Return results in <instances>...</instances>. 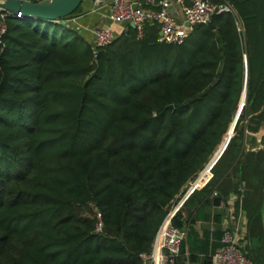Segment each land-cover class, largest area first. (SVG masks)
I'll return each mask as SVG.
<instances>
[{
    "label": "trees",
    "instance_id": "trees-1",
    "mask_svg": "<svg viewBox=\"0 0 264 264\" xmlns=\"http://www.w3.org/2000/svg\"><path fill=\"white\" fill-rule=\"evenodd\" d=\"M226 1L234 12L192 27L180 44L158 42L155 22L142 37L129 25L95 60L62 19L4 16L0 264H142L168 217L187 228L179 253L211 264L222 230L216 241L200 234L193 211L231 194L245 217L243 248L264 264V134L256 150L244 145L264 123V0ZM245 82L211 177L175 209L222 143Z\"/></svg>",
    "mask_w": 264,
    "mask_h": 264
},
{
    "label": "built area",
    "instance_id": "built-area-1",
    "mask_svg": "<svg viewBox=\"0 0 264 264\" xmlns=\"http://www.w3.org/2000/svg\"><path fill=\"white\" fill-rule=\"evenodd\" d=\"M226 11H234L233 6L226 0H111L107 18L112 22L132 23L138 37H142L146 24L155 22L158 25V42L180 44L187 38L192 26L208 24L214 14ZM5 15L6 12L0 13V37L6 29ZM113 37V31L108 26H97L94 29L91 44L92 60L96 59L97 47L107 45ZM211 175L210 172L208 178ZM192 190L193 188H190L189 193ZM182 201L175 209L182 204ZM220 204H223V201ZM90 205L97 215L94 231L99 232L102 230L101 213L97 206L92 203ZM240 235L239 220L222 229V245L213 252L212 264H253L243 248V243L240 242ZM186 236L187 228L172 225L168 217L162 224L151 250L139 254L141 263L176 264L181 243Z\"/></svg>",
    "mask_w": 264,
    "mask_h": 264
},
{
    "label": "crops",
    "instance_id": "crops-1",
    "mask_svg": "<svg viewBox=\"0 0 264 264\" xmlns=\"http://www.w3.org/2000/svg\"><path fill=\"white\" fill-rule=\"evenodd\" d=\"M110 1L111 0H100L96 2L95 0H82L81 3L78 5V7L74 10V12L69 16H67L64 19V21L75 31H77L81 35L83 40L89 43L90 45L92 44L94 38V29L97 26L110 27L114 34L113 38H115L118 35H120L126 29V27L130 25V23L123 21L112 22L107 18ZM206 168L203 171H201L199 176L194 181L195 183L201 177V174L206 170ZM208 179L209 178L204 180L201 185L199 186L197 185V187L201 188L207 182ZM194 182L192 181L189 184L187 190ZM235 199H236V194H231L228 198L223 200V204L220 203L217 204L213 201L212 196L208 197V200L203 204L200 211L198 212H195V210L193 211L194 214L199 216L193 222L192 226L200 234L204 230L208 231L211 234L210 239L212 241H216V238L212 236V233L215 230L217 229L222 230L227 225L233 224L237 220H239L241 223L240 242L243 243V245L245 246V240L243 239L245 236V217L242 210H239L237 214L233 212ZM180 201H182V199ZM203 255L204 254L199 253V257H203ZM212 255L213 253L211 254V264H212ZM177 256H178V264H199L198 261L190 262V260H188L187 250H185L183 254L179 253Z\"/></svg>",
    "mask_w": 264,
    "mask_h": 264
},
{
    "label": "water",
    "instance_id": "water-1",
    "mask_svg": "<svg viewBox=\"0 0 264 264\" xmlns=\"http://www.w3.org/2000/svg\"><path fill=\"white\" fill-rule=\"evenodd\" d=\"M82 0H0V11L6 12L7 15L13 17H30V18H38L44 20H53L58 21L59 19H64L69 16L81 3ZM65 22V21H64ZM131 27L133 24L130 23ZM211 28H214L212 22H208L207 24ZM246 94V82L244 84L242 99ZM241 103V102H240ZM168 109L172 108V105L169 104ZM236 120H234L222 143L220 144L218 150L214 154V156L210 159L207 164V169L210 170L213 164L216 162L218 157L221 155L223 150L225 149L230 137L233 134V129L235 126ZM263 133L259 134V138L257 142L260 143V139ZM195 182L190 186V188H196ZM189 188V189H190ZM189 189L186 191L182 200L187 197L189 194ZM262 227L264 230V199H263V208H262Z\"/></svg>",
    "mask_w": 264,
    "mask_h": 264
},
{
    "label": "rangeland",
    "instance_id": "rangeland-1",
    "mask_svg": "<svg viewBox=\"0 0 264 264\" xmlns=\"http://www.w3.org/2000/svg\"><path fill=\"white\" fill-rule=\"evenodd\" d=\"M79 8H80V6H79ZM234 12V11H233ZM197 25H205V24H197ZM237 25H238V27H239V29H240V31H243V25L241 24V20L239 19V18H237ZM194 26H196V25H194ZM194 26H192V27H194ZM199 38V35H198V33L197 34H194V35H192L189 39H188V41H187V43L186 44H189V43H191L190 41L192 40V39H198ZM173 48H175V45L173 46ZM245 100H246V94H245V96H244V98L242 99V96H241V99H240V102H239V105H238V107H237V110H236V112H235V115H234V117H233V119H232V122L234 121V120H236L237 121V119H238V117H239V115H240V113H241V111H242V108H243V106H244V104H245ZM231 122V123H232ZM231 128V127H230ZM261 133H263L264 134V123L262 124V126H261V128H260V130L258 131V132H256V133H252V132H248V131H246L245 132V136H244V145H245V147H247V148H251V149H257L258 148V146H259V143L257 142V139L259 138L258 136H259V134H261ZM207 166V165H206ZM206 166L201 170V171H203L205 168H206ZM201 171L198 173V175L194 178V180H192L193 182L196 180V178L199 176V174L201 173ZM210 175V170H208V173H207V177H206V179L208 178V176ZM205 179V180H206ZM202 184V183H201ZM201 184H197L198 186L199 185H201Z\"/></svg>",
    "mask_w": 264,
    "mask_h": 264
}]
</instances>
